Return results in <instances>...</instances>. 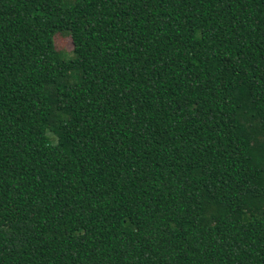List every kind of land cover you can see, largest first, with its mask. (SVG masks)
<instances>
[{"label": "trees", "instance_id": "obj_1", "mask_svg": "<svg viewBox=\"0 0 264 264\" xmlns=\"http://www.w3.org/2000/svg\"><path fill=\"white\" fill-rule=\"evenodd\" d=\"M0 264H264V0H0Z\"/></svg>", "mask_w": 264, "mask_h": 264}, {"label": "rangeland", "instance_id": "obj_2", "mask_svg": "<svg viewBox=\"0 0 264 264\" xmlns=\"http://www.w3.org/2000/svg\"><path fill=\"white\" fill-rule=\"evenodd\" d=\"M55 47L61 51V55L65 58L69 57L72 48L70 38L68 36H56L54 38Z\"/></svg>", "mask_w": 264, "mask_h": 264}]
</instances>
